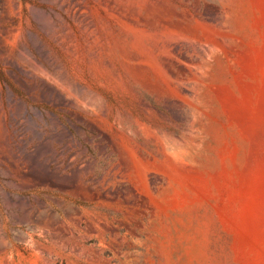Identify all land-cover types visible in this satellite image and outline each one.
<instances>
[{"label": "rangeland", "instance_id": "rangeland-1", "mask_svg": "<svg viewBox=\"0 0 264 264\" xmlns=\"http://www.w3.org/2000/svg\"><path fill=\"white\" fill-rule=\"evenodd\" d=\"M0 264H264V0H0Z\"/></svg>", "mask_w": 264, "mask_h": 264}]
</instances>
